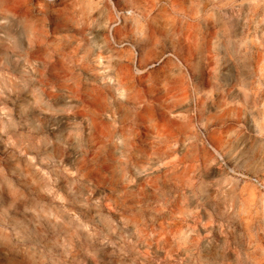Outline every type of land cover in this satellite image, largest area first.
I'll return each instance as SVG.
<instances>
[{
    "label": "rangeland",
    "instance_id": "rangeland-1",
    "mask_svg": "<svg viewBox=\"0 0 264 264\" xmlns=\"http://www.w3.org/2000/svg\"><path fill=\"white\" fill-rule=\"evenodd\" d=\"M263 128L264 0H0V264H250Z\"/></svg>",
    "mask_w": 264,
    "mask_h": 264
},
{
    "label": "crops",
    "instance_id": "crops-1",
    "mask_svg": "<svg viewBox=\"0 0 264 264\" xmlns=\"http://www.w3.org/2000/svg\"><path fill=\"white\" fill-rule=\"evenodd\" d=\"M235 72L231 73L230 75H228V73H225L224 77H216L215 80H220V81H223V83H219V87L217 88V91L218 90H223V92H226L227 90V87L230 86V87H234V83L230 82L231 80H234L235 79ZM228 78H230V81L228 80ZM253 86H250L249 85V88L250 89H254V91L251 92L252 95H257V89L258 88H252ZM219 131L221 133H224L225 132V129L223 126H221L220 128H218ZM264 129V128H263ZM255 131L258 132V125H255ZM262 141L264 142V138L262 139ZM231 219H230V216H226L225 219L223 218V216H221V219H215V217L213 216V219H207L206 222L207 223H226V222H229ZM163 230V232L165 233L167 231V229H169L170 233L173 234L174 236L180 238V232L182 230H184V232L186 231V227L185 226H181V225H172L170 226L169 228L167 227H161L159 225H153V228H152V232L153 234H155L156 232L158 233L160 230ZM263 238H261L259 240V243L258 245H252V248L255 250V249H258L259 251V254L256 257L254 256H251L250 259L252 262H257L258 264H264V241L262 240ZM184 249V252H186L188 250V248L186 247H183ZM232 249V247L229 245V240L227 239H224L222 241L221 244H219L217 246V249L212 252V255H213V258L214 260L212 261V264H230V261H229V255L226 256L225 252H227L228 250ZM171 253H174V254H177L178 256H181V255H184L183 252L177 250L176 248H174ZM234 256V255H233ZM240 255H237V261H236V257L234 259V261L232 262V264H241L240 262V257H238ZM250 261V264H252V262Z\"/></svg>",
    "mask_w": 264,
    "mask_h": 264
}]
</instances>
